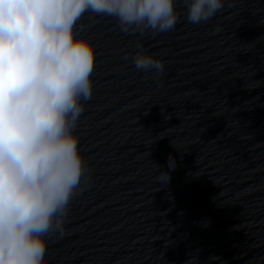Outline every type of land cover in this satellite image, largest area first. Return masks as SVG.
<instances>
[{
  "label": "clouds",
  "instance_id": "clouds-1",
  "mask_svg": "<svg viewBox=\"0 0 264 264\" xmlns=\"http://www.w3.org/2000/svg\"><path fill=\"white\" fill-rule=\"evenodd\" d=\"M185 2L194 25L224 8ZM86 12L141 37L173 30L179 16L174 0H0V264H45L46 237H64L70 203L91 180L75 132L93 92L95 48L75 32ZM136 48V70L162 76L165 62Z\"/></svg>",
  "mask_w": 264,
  "mask_h": 264
}]
</instances>
